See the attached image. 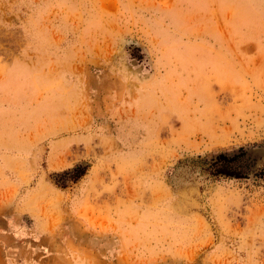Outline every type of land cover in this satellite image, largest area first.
I'll return each mask as SVG.
<instances>
[{"label": "rangeland", "instance_id": "rangeland-1", "mask_svg": "<svg viewBox=\"0 0 264 264\" xmlns=\"http://www.w3.org/2000/svg\"><path fill=\"white\" fill-rule=\"evenodd\" d=\"M263 170L264 0H0V264H264Z\"/></svg>", "mask_w": 264, "mask_h": 264}, {"label": "trees", "instance_id": "trees-1", "mask_svg": "<svg viewBox=\"0 0 264 264\" xmlns=\"http://www.w3.org/2000/svg\"><path fill=\"white\" fill-rule=\"evenodd\" d=\"M246 156V151L240 149L236 153H220L210 159H203L201 163L204 167L203 171L210 177L246 179L250 171V165L247 163ZM85 171L86 167L77 166L71 171L63 173V176L68 177L69 181L76 182L85 174ZM61 185H63V183Z\"/></svg>", "mask_w": 264, "mask_h": 264}]
</instances>
